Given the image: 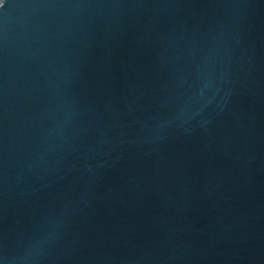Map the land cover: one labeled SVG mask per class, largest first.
Here are the masks:
<instances>
[{"label": "water", "instance_id": "water-1", "mask_svg": "<svg viewBox=\"0 0 264 264\" xmlns=\"http://www.w3.org/2000/svg\"><path fill=\"white\" fill-rule=\"evenodd\" d=\"M0 264H264V0H0Z\"/></svg>", "mask_w": 264, "mask_h": 264}]
</instances>
